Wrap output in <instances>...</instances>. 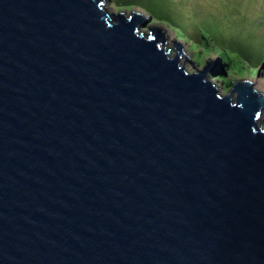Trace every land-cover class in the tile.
I'll list each match as a JSON object with an SVG mask.
<instances>
[{
	"label": "water",
	"instance_id": "obj_1",
	"mask_svg": "<svg viewBox=\"0 0 264 264\" xmlns=\"http://www.w3.org/2000/svg\"><path fill=\"white\" fill-rule=\"evenodd\" d=\"M103 1L0 0V264H264V94Z\"/></svg>",
	"mask_w": 264,
	"mask_h": 264
},
{
	"label": "rangeland",
	"instance_id": "obj_2",
	"mask_svg": "<svg viewBox=\"0 0 264 264\" xmlns=\"http://www.w3.org/2000/svg\"><path fill=\"white\" fill-rule=\"evenodd\" d=\"M103 4L108 12L126 15L141 10L146 18L139 31L147 35L152 26L160 28L169 55L180 43L194 65L206 59L203 68L210 62L206 77L219 92L242 78L264 93V0H104ZM223 50L231 53L221 54ZM263 124L264 109L258 118V126Z\"/></svg>",
	"mask_w": 264,
	"mask_h": 264
},
{
	"label": "clouds",
	"instance_id": "obj_3",
	"mask_svg": "<svg viewBox=\"0 0 264 264\" xmlns=\"http://www.w3.org/2000/svg\"><path fill=\"white\" fill-rule=\"evenodd\" d=\"M102 3H103V2H102ZM138 31H139V29H138ZM150 32H151V31H149V32L147 33V35H149ZM139 33H140L141 35L143 34V32H141V31H139ZM164 45H165V40H164ZM222 52H223V51H222ZM222 71H223V70H222ZM224 72H225V70H224ZM253 88H254V87H253ZM260 93H262V92H260ZM262 94H264V93H262ZM262 112H263V109H262ZM262 112H261V113H262ZM260 115H261V114H260ZM260 115H259V116H260ZM258 118H259V117H258ZM259 127H263V126H259Z\"/></svg>",
	"mask_w": 264,
	"mask_h": 264
},
{
	"label": "trees",
	"instance_id": "obj_4",
	"mask_svg": "<svg viewBox=\"0 0 264 264\" xmlns=\"http://www.w3.org/2000/svg\"><path fill=\"white\" fill-rule=\"evenodd\" d=\"M226 52H228V53H231V51H226V50H223V52H221V54H225ZM232 52H234V51H232ZM263 60V59H262ZM226 66H227V64H225V68H226Z\"/></svg>",
	"mask_w": 264,
	"mask_h": 264
}]
</instances>
